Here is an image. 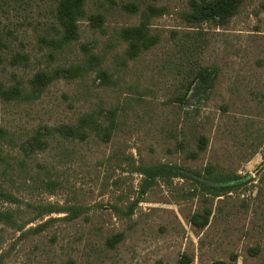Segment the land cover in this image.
I'll list each match as a JSON object with an SVG mask.
<instances>
[{
    "label": "rangeland",
    "instance_id": "1",
    "mask_svg": "<svg viewBox=\"0 0 264 264\" xmlns=\"http://www.w3.org/2000/svg\"><path fill=\"white\" fill-rule=\"evenodd\" d=\"M157 4L169 12L151 20L154 30L161 31V43L145 56L144 62L143 58L138 61L141 63L133 67L136 70L129 78L113 77L114 80L121 78L120 87L100 89V80L95 82L94 76L81 84L65 78L68 75L61 72L55 76L57 80L44 88L42 98L36 103L0 104L1 135L3 141L11 139L13 143L18 138L25 140L39 127L68 124L98 102H104L102 105L107 108L114 105L117 97L123 99L121 93L128 92V80L139 81L141 91H148L147 98L155 99L158 104L145 114L140 113V119L135 115L137 112L130 113L128 134L109 144L95 139L76 141L64 145L65 157L55 148L42 155L51 170V180L59 179L61 183L50 194L42 186H22L21 180L16 190L22 195L19 206L23 207L28 199L43 205L75 206L80 215L54 222L43 233L35 235L23 236L21 232L0 227V254L5 257L4 264H63L67 255H74L76 259L83 257L88 251L83 249L82 239L90 224L113 235L127 225L129 229L136 224L132 230H126L125 241L115 251L105 253L103 264H156L160 258H175L179 251L195 252L197 235L205 241L203 263L196 260L195 264H264V202L256 200L260 180L264 178V0H246L240 11L224 18L223 23L210 21L194 26L197 30L189 29L183 18L186 0H158ZM112 21L137 26L140 17L126 14ZM200 30L204 35L197 36L205 45L200 60L204 66L218 68L219 74L211 98L200 102L198 113L186 110L196 99L185 101L182 107L180 117L202 123L208 140L207 151L193 162L188 160L187 152L177 150L176 143L167 139L162 130L168 125L169 129L176 121L171 108L160 106L167 99L165 89L180 85V79L162 74L161 68L166 53L174 52L175 43H181L187 33ZM82 32L84 41L92 39L86 25ZM31 35L24 38L22 34L20 38L26 41L33 59L37 57L29 65L34 71L42 64L41 56L35 55L37 47ZM57 61L52 69L69 63ZM29 74L30 70L25 69L12 71L4 80L21 82ZM126 157L128 164L123 162ZM140 158L146 164H172L194 170L210 161L225 167L233 165L238 175H251L254 181L233 194L232 200L223 204L215 202L214 208L217 205L221 214L217 213L211 229L201 235L188 223L200 205V199L193 192L195 182L160 179L150 186L143 185V176L136 171ZM127 207L128 215L131 208L134 210L133 223L129 218H121ZM22 215L26 219L31 217L27 212ZM64 217V213L45 216L42 221L30 224L26 231L49 218ZM161 227L168 229V233L162 232ZM256 247H260V255L250 256L248 250ZM233 256L237 258L234 263Z\"/></svg>",
    "mask_w": 264,
    "mask_h": 264
},
{
    "label": "trees",
    "instance_id": "2",
    "mask_svg": "<svg viewBox=\"0 0 264 264\" xmlns=\"http://www.w3.org/2000/svg\"><path fill=\"white\" fill-rule=\"evenodd\" d=\"M186 1L187 9L183 10V18L189 24V29L197 30L198 27L194 26L210 21L223 23L224 18L236 15L246 0ZM157 2L158 0H0V104L36 103L42 98L46 86L57 80L58 77L55 76L61 72L68 75L65 78L74 79L81 84H85L89 77L94 76L95 82L100 80V89L109 90L112 87V90H115L120 87L121 78L114 80L113 77L116 75V78H129L136 70L133 67L141 63L138 61L143 58L144 62L145 56L161 43V31L154 30L151 20L169 12L164 7H159ZM126 14L139 16V24L129 26L112 21L115 17ZM83 25L90 31L92 39L84 41L82 38ZM30 33V39L37 47L35 55L41 56L39 61L42 64V67L34 71L29 65L37 57L33 59L27 51L26 41L20 38L22 34L25 38ZM197 35L202 37L204 32L200 30L187 33L181 43H175L174 52L166 53L161 68L162 74L180 79V85H170L165 89L168 91L167 99L160 106L171 108L176 121L169 129L168 125L162 127V130L167 139L176 143L177 150L187 152L188 160L193 162L198 161L201 153L207 151L208 140L202 123H194L191 118L180 117L182 107L185 101L196 99L197 101L192 100L194 104H190L186 110L192 109L198 113L200 102L204 98L207 101L211 98L219 74L218 68L213 69L202 64L200 58L204 54L205 45ZM57 60L69 62L68 66L65 65V69H52V64L58 62ZM21 69L30 70L31 74L25 76L26 79L21 82L4 80L6 74ZM138 82L128 80V92L121 93L123 99L117 97L114 105L107 108L102 105L104 102H98L89 111L77 115L72 122L39 127L31 136H26L25 140L18 138L16 143L11 139L3 141L0 131L1 228L21 232L23 236L35 235L43 233L54 222L67 221L69 217L79 214L75 206L64 208L51 204L43 205L28 199L23 207L19 206L22 200V195L16 191L19 190V183L21 185L22 180V186H42L53 194L59 187L60 180H51V170L42 158L43 154L55 148L65 157L66 144L87 142L91 139L109 144L114 139L128 134L127 118L130 113L137 112L135 115L140 119V115L145 114L146 110L158 105L155 99L147 98L149 92H142ZM114 93L118 94L116 91ZM139 156L142 157L141 154ZM128 160L126 157L123 162L128 164ZM139 161L140 165L136 171L143 176V185L150 186L160 179L195 182L193 192L200 199V205L188 223L193 230L200 231L201 235L211 229L218 217L217 213L221 214L217 205L214 208L215 202L223 204L224 201L232 200L233 194H237L243 186L254 181L251 175H238L233 165L225 167L211 161L195 170L172 164H146L141 158ZM262 173L264 174V171ZM256 200L261 204L264 202V178L260 180ZM26 212L31 214V217L26 219L22 215ZM61 213L66 214V217L49 218L48 221L26 231L30 224L42 221L45 216ZM134 216L132 208L128 215L127 207L121 218H129L133 223ZM126 222L128 224V221ZM135 225H130L129 229L127 225L126 229L122 228L123 231L113 235L114 233L106 234L90 224L88 233L82 239L83 249L88 252L78 259L72 257L74 255H67L68 258L63 264H103L105 253L115 251L125 241L126 230H132ZM179 227L182 228L180 223ZM160 230L168 233L165 227ZM197 236L195 252L179 251L174 255L175 258H160L156 264H195L196 260L203 263L201 257L205 240L200 235ZM248 251L252 257H258L261 253L260 247ZM4 258V255L0 254V264H4ZM231 260L234 263L237 258L233 256Z\"/></svg>",
    "mask_w": 264,
    "mask_h": 264
}]
</instances>
